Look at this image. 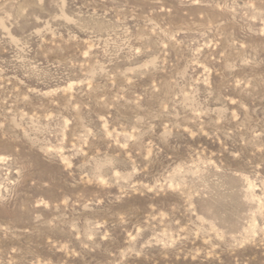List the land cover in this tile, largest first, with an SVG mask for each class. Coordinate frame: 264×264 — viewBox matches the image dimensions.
Returning <instances> with one entry per match:
<instances>
[{
    "label": "rangeland",
    "instance_id": "374dc122",
    "mask_svg": "<svg viewBox=\"0 0 264 264\" xmlns=\"http://www.w3.org/2000/svg\"><path fill=\"white\" fill-rule=\"evenodd\" d=\"M0 264H264V0H0Z\"/></svg>",
    "mask_w": 264,
    "mask_h": 264
}]
</instances>
